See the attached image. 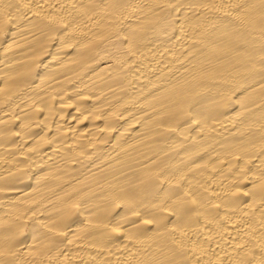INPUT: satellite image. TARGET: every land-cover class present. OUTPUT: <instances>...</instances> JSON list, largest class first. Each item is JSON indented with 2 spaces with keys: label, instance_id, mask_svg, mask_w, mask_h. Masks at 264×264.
Returning <instances> with one entry per match:
<instances>
[{
  "label": "bare ground",
  "instance_id": "bare-ground-1",
  "mask_svg": "<svg viewBox=\"0 0 264 264\" xmlns=\"http://www.w3.org/2000/svg\"><path fill=\"white\" fill-rule=\"evenodd\" d=\"M0 264H264V0H0Z\"/></svg>",
  "mask_w": 264,
  "mask_h": 264
}]
</instances>
